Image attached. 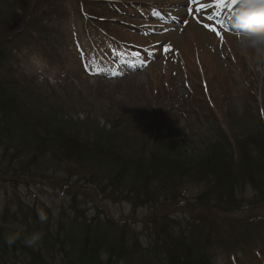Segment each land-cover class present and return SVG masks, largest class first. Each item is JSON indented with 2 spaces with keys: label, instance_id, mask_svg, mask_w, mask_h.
<instances>
[{
  "label": "rangeland",
  "instance_id": "1",
  "mask_svg": "<svg viewBox=\"0 0 264 264\" xmlns=\"http://www.w3.org/2000/svg\"><path fill=\"white\" fill-rule=\"evenodd\" d=\"M24 1L0 0V25L9 27L11 37L20 31L29 37L14 42L12 62L28 49L40 52L39 62L25 73L11 67L4 82L6 91L17 98L26 126L39 136L55 130L86 144L88 151L114 149L122 159L141 164L154 157L185 161L183 150L192 155L194 149H206L203 141L211 136L231 140L235 135L243 140L246 131L257 139L264 136V54L241 48L238 35L210 21L212 10L204 8V15L195 12V0H107L106 4L93 0L85 5L67 0L68 7L53 13L49 3L54 0H41L45 4L31 10L21 8ZM160 13L164 20L158 19ZM54 38L66 45L61 58L51 63ZM27 62L32 64L34 58ZM47 63L50 67H45ZM19 150H10L12 156L2 155L0 149V169ZM237 167L236 194L244 206L236 213L220 214L218 220L247 215L248 204L255 201L252 184ZM70 168L68 163L53 168L47 161L41 171L29 172L33 176L16 185L11 183L14 178L1 172L0 215L21 202L53 217L62 208L71 211V199L78 197L81 214L100 210L115 220L130 219L135 231L142 232L146 225L141 221L149 214L164 211L178 221L188 216L186 208L199 210L194 209L199 187L183 189V197L166 207L160 202L156 208L133 206L126 198L95 194L97 189L86 181L76 182ZM181 204L186 207L172 212ZM252 213L264 215V207ZM227 255L221 254L218 263L227 262Z\"/></svg>",
  "mask_w": 264,
  "mask_h": 264
},
{
  "label": "trees",
  "instance_id": "2",
  "mask_svg": "<svg viewBox=\"0 0 264 264\" xmlns=\"http://www.w3.org/2000/svg\"><path fill=\"white\" fill-rule=\"evenodd\" d=\"M54 1L49 3L52 13L68 7L67 0ZM24 2L21 8L26 10L45 4L41 0ZM62 18L66 24L69 14ZM11 34L8 26L0 25V149L2 155L12 156L10 150H20L14 160L0 169V174L9 175V180L14 178L11 183L15 184L25 176H33L29 172L41 171L47 161L53 168L68 163L74 172L69 174L77 176L76 182L86 181V185L96 188L95 194L114 200L126 198L133 206L149 204L155 208L158 202L165 207L171 205L185 188L199 187L195 194L198 206L194 208H199V212L186 208L188 216L178 221L164 211L149 214L141 221L146 225L144 231L136 232L130 219L115 220L100 210L81 214L78 197L71 199V211L62 208L53 217L43 209L37 210L34 204L19 202L17 209L8 207L0 215V264H119L125 259L139 264H216V256L225 248L245 244L251 236L255 245L250 244L252 248L247 249L255 258L264 255V215L252 213L264 207V136L257 139L251 131L241 135L243 140L235 135L231 140L223 135L211 136L203 141L206 149H194L192 155L183 150L185 161L154 157L149 164L122 159L114 149L88 151L86 144H78L55 130L39 136L26 126L15 95L6 91L8 83L4 78L13 64L14 42L29 40L22 31L13 37ZM63 43L61 40L59 57L55 55L58 60ZM26 153V159L22 158ZM235 167L241 168L252 184L255 201L248 204L247 215L218 220L220 214L236 213L244 206L236 194ZM184 207L181 204L172 212ZM213 212L217 215L208 217ZM40 213L46 214L43 221ZM226 231L228 235H223ZM34 234L39 239L32 246L25 244V239ZM9 236L17 239L9 244Z\"/></svg>",
  "mask_w": 264,
  "mask_h": 264
},
{
  "label": "clouds",
  "instance_id": "3",
  "mask_svg": "<svg viewBox=\"0 0 264 264\" xmlns=\"http://www.w3.org/2000/svg\"><path fill=\"white\" fill-rule=\"evenodd\" d=\"M232 24L239 32L241 48L264 54V0H238L232 12ZM40 219L43 221L45 217L41 214ZM16 239V236H9L6 242L11 244ZM38 239L39 236L34 234L25 239L24 243L32 246Z\"/></svg>",
  "mask_w": 264,
  "mask_h": 264
},
{
  "label": "snow or ice",
  "instance_id": "4",
  "mask_svg": "<svg viewBox=\"0 0 264 264\" xmlns=\"http://www.w3.org/2000/svg\"><path fill=\"white\" fill-rule=\"evenodd\" d=\"M228 2V0H217L218 6H224L226 3ZM236 2H238V0H232V4L234 5ZM210 30L212 31H217L215 28H210ZM219 34V33H217Z\"/></svg>",
  "mask_w": 264,
  "mask_h": 264
}]
</instances>
